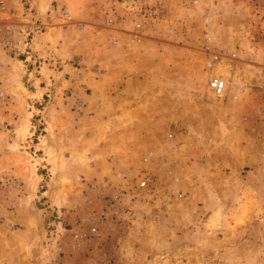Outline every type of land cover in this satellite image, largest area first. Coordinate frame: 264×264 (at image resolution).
I'll return each instance as SVG.
<instances>
[{
  "label": "rangeland",
  "instance_id": "obj_1",
  "mask_svg": "<svg viewBox=\"0 0 264 264\" xmlns=\"http://www.w3.org/2000/svg\"><path fill=\"white\" fill-rule=\"evenodd\" d=\"M120 1L48 0L38 20L0 14L20 32L13 52L0 49V113L11 97L40 87L47 102L60 81L90 77L114 45L106 32L153 39L164 82L153 102L107 113L87 101L61 121L60 157L66 129L74 137L57 171L39 165L43 121L28 115V139L8 158L6 134L27 123L0 119V264H264V0L132 3L114 30ZM214 51L236 54L215 69L229 83L218 98L205 68ZM143 173L154 182L142 190Z\"/></svg>",
  "mask_w": 264,
  "mask_h": 264
},
{
  "label": "crops",
  "instance_id": "obj_2",
  "mask_svg": "<svg viewBox=\"0 0 264 264\" xmlns=\"http://www.w3.org/2000/svg\"><path fill=\"white\" fill-rule=\"evenodd\" d=\"M2 1L5 5L3 15L9 16L11 20L17 17L26 19L27 16L31 17V19H44L42 11L48 9V0ZM135 1L137 0L114 3L115 7L113 8L115 13H117V15L114 14L115 22L113 26L117 27L114 30L121 28V23L126 22L125 19L129 18V12L125 13L123 8L135 9V3L140 2L146 4L155 3V0ZM97 10L98 12L105 11L106 15V2L98 5ZM45 15L48 16L47 13ZM120 16H123L125 19H119ZM101 37L106 42L113 41L114 45L112 48L105 47L104 50L99 49V60L97 59L99 67L90 70L89 74L91 76L86 77V80L74 81L69 79L60 81L55 85L54 90L50 92L47 102L42 99L45 92L40 87L32 91L33 97L30 98V101L28 98H25L26 100L21 102L20 99L10 98L7 106H5L7 111L0 113V119L6 121L8 125L16 123L20 119L27 124L24 127H22V123L20 124L22 128L18 136L13 133L11 135L6 134V145L2 149L6 157L9 158L14 154L13 147L16 143L20 142L21 137L28 139L25 133L29 132L28 115H31V117L36 116L38 118L39 125H43V121L46 127L48 126L47 130L46 127L44 129L46 131L45 134L42 132L36 137L34 136L37 140V144L34 147L39 151V156L41 157L39 165L45 169L51 171L55 169L57 171V168L62 164L61 161L64 159L66 167H68L72 161L68 151L69 148L73 147L74 134L69 129H66V139L64 141L66 148L63 156L60 157L59 144H62V131L54 128L60 126L61 121H69L73 119L78 110H85L87 107H90L87 101L93 100L92 106L100 110L105 109L104 111L109 113L110 109H113L114 106L123 104L137 106L138 103H145V100L147 103L153 102L152 99L159 96V93L154 92L155 90H163L164 82L161 81L158 75L162 69L155 64V57L160 54L159 50L155 52V41L148 37L143 38L142 35H138L137 33L118 31L103 33ZM107 44L109 46V43ZM155 53L157 54L156 56ZM67 72L72 73L71 70ZM64 88L66 92L63 94L61 91ZM89 89L91 91L87 93ZM21 103L23 105L22 109L20 107ZM30 107H32V112H30ZM130 111L133 115H136L138 110L137 107H133ZM25 142L28 144V141L25 140ZM125 153V150L121 149L119 155ZM6 166L12 172V163L9 159L6 160ZM36 176L38 177V175Z\"/></svg>",
  "mask_w": 264,
  "mask_h": 264
},
{
  "label": "built area",
  "instance_id": "obj_3",
  "mask_svg": "<svg viewBox=\"0 0 264 264\" xmlns=\"http://www.w3.org/2000/svg\"><path fill=\"white\" fill-rule=\"evenodd\" d=\"M196 3L197 1L194 0V4ZM3 12H5V5L3 4V1L0 0V14H3ZM60 15L64 20L70 19L68 10L66 8H62L60 10ZM19 36H20V32L15 28L14 24L5 25L4 27L0 24V49L10 50V52H13L15 50V46L18 42L17 40ZM229 55L232 59L236 56V54L234 53ZM229 55L223 51H218V52L214 51L212 53H209L206 59L205 68L208 72L207 86L210 92L212 93V95L217 98L222 97L225 94V91L227 89V84L229 83L224 76L215 72V69L218 68L221 64H223L227 60L231 59ZM0 97H2V93H0ZM148 155L151 156L152 153L150 152L148 153ZM168 173L170 174V172ZM153 182L154 179L151 174L143 173L141 174L140 178L137 180V187L142 190L148 189ZM116 196L118 195L116 194ZM116 196H114L115 199ZM3 219H4V214L2 211H0V223L3 221ZM92 233L98 234V231L95 228H93Z\"/></svg>",
  "mask_w": 264,
  "mask_h": 264
}]
</instances>
